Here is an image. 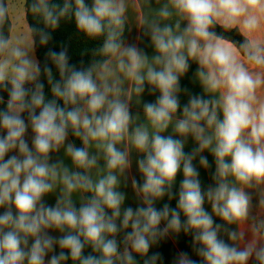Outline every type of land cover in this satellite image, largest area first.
Here are the masks:
<instances>
[{
  "label": "clouds",
  "instance_id": "obj_1",
  "mask_svg": "<svg viewBox=\"0 0 264 264\" xmlns=\"http://www.w3.org/2000/svg\"><path fill=\"white\" fill-rule=\"evenodd\" d=\"M156 3L33 0L30 11L45 27L16 33L9 25L5 34L11 7L0 0V264H138L136 256L162 264L161 253L150 250L181 232L192 236L200 264H264V219L253 214L250 194L259 193L264 209V0ZM130 4L149 10L138 20L151 56L125 39ZM65 19L87 38H102L87 66L71 63L65 47L49 48L43 61L36 55L37 38L48 45L45 29ZM217 26L243 41L218 34ZM193 63L201 95L181 86ZM146 89L159 95L143 102L138 123L131 105L141 104ZM189 137L196 146L186 152ZM61 150L71 166L52 161ZM133 151L142 154V182L129 175ZM204 152L215 162L206 189L194 164L211 167ZM129 181L141 202L135 208L124 207L120 190ZM49 195L54 206L45 202ZM165 196H178L175 208L155 206ZM172 264L197 261L180 251Z\"/></svg>",
  "mask_w": 264,
  "mask_h": 264
},
{
  "label": "crops",
  "instance_id": "obj_2",
  "mask_svg": "<svg viewBox=\"0 0 264 264\" xmlns=\"http://www.w3.org/2000/svg\"><path fill=\"white\" fill-rule=\"evenodd\" d=\"M163 2H164V0H161V3H163ZM151 6H152V8L159 7V5L156 3V0H151ZM148 11L149 10L147 7L137 8V7H134L130 4L128 12H127L128 36H127L126 41L129 43H133V42L138 43L139 46L142 47L144 49V51L149 56H151L154 54V50L150 46V44H151L150 38H148L146 36H142V29L139 26V20H138V17H139L141 12H143L144 14H148ZM9 21H10L11 28L16 33L24 32L29 27L28 23L26 21V16H25V3H24V11L20 12V11H17V9H16V12H15V10L13 8H11V11L9 14ZM137 37H141V39L137 40ZM196 69H197V65L195 63H193L191 65L189 73L184 78H182L181 86H182V88H187L191 94L201 95L202 89L200 88L199 84L194 81V74L196 72ZM158 95H159V93H155V94L150 95L146 89L145 93L143 94V96L141 98V104L140 105H137L135 103V100H133L132 105H131V111H132L133 116H136V115L140 116V120L138 121V123L144 122L143 102H155ZM180 100H181V105L183 106L184 104L187 103L188 96L182 94L180 96ZM164 134L165 135L171 134V128H169V130ZM30 136H31V132L29 130V138H30ZM69 142H71L70 138H69ZM195 146L196 145H195L194 141L192 140L191 137H189L187 144L185 146V151L190 152ZM202 155H204L208 158L211 167L209 169L201 168L199 163H198V159H197V161H194V164L196 165V167L199 170L202 187L204 189H206L208 186L214 185V181L212 179V176H213V173L215 171V162H214L213 156L209 152H204V153H202ZM138 158H142V154L133 151L131 154V159H132L133 163H132V168L130 170L129 175L135 176L138 181L142 182V177L139 174L137 166H136V160ZM56 160H64L65 164L71 166L70 160H68L67 158L64 157L63 150H61L60 153L53 154L52 161L55 162ZM101 164H103V161H101ZM182 179H183V174L181 172L177 175L176 182L173 186V192L174 193H178L180 182L182 181ZM120 190L126 194V200H125L124 207L131 206V207L135 208V207L140 205L141 202H140L139 198L133 192V190L131 188L130 181L127 183V186H125L122 183ZM261 191H264V186H262ZM250 194L253 197V214L259 215L261 219H264V209L258 208L259 193L256 192L255 190H253L250 192ZM74 195L77 198L79 196V194H74ZM55 199H56L55 195H49V196L45 197V202L50 206H54L55 205ZM177 200H178V196L173 198L171 201H169L167 196H165L163 198V200L156 202L155 206L159 209V208H162L165 203H168V204H170V206L172 208H175L176 204H177ZM76 206L79 207V201L78 200L76 201ZM204 207L207 211H209L211 213V205L207 201L205 202ZM3 211H4V209L0 208V213H2ZM181 218H182V220L184 219L183 216ZM213 218H214V221L216 224H222V225L224 224V222L219 217L214 216ZM224 226L228 227L230 230H236V225H231V226L224 225ZM244 227H245V240L247 241L248 239L251 238V234H250V232L247 231V226H244ZM50 234L53 236H57V237L60 235V233H58V232H50ZM221 238L224 239L226 243H231V241H229V239H228L227 234L224 233L223 231L221 232ZM119 239H122V234L120 237H118V240ZM121 247H122V245H121ZM180 251L188 252L189 255L197 261V264H200V258L195 254L193 247H192V236L190 234L186 235L183 232H181L179 235H172V236H169L168 238L162 240L158 245L154 246L150 250L149 254H151L152 252H159V253H161L162 258H163L162 264H172V261L175 258L176 254ZM56 252L57 253L59 252V248L56 249ZM91 252H92L91 248L85 249V255H88ZM136 259L138 261V264H143V258L136 256ZM252 261L253 260H250L249 264H251ZM68 264H72V262L68 261Z\"/></svg>",
  "mask_w": 264,
  "mask_h": 264
},
{
  "label": "trees",
  "instance_id": "obj_3",
  "mask_svg": "<svg viewBox=\"0 0 264 264\" xmlns=\"http://www.w3.org/2000/svg\"><path fill=\"white\" fill-rule=\"evenodd\" d=\"M32 2L33 0H25V16L28 26L44 28L45 26L41 18L38 15H34L30 11V5ZM87 2L90 3L91 0H87ZM52 3L60 4L62 6L63 0H52ZM9 25L10 21H8V23L4 26L5 34L8 33ZM45 30L50 33L52 40L46 46H39L37 38L36 55L39 59H41V61H43L45 53L48 51L49 48L59 51L61 47H65L67 48L71 63H74L79 67L81 61H83L84 66H87L93 58L94 52L102 44V38L92 40L87 38L84 34L80 33L75 26L74 20H62L60 26L55 31H52L51 29ZM215 30L218 34H223L227 38L232 39L236 42L243 41V37H241L235 30L231 32H224V30L221 29L219 26H217ZM127 36L128 26L126 25L125 39H127ZM45 91L46 94L49 95V98H51L50 93L48 92L47 85ZM5 99H7L6 94ZM3 107H5V105H0V108ZM69 138L72 143L76 144L77 147H82V143L80 140L72 137L71 135L69 136ZM251 264H254V261H252Z\"/></svg>",
  "mask_w": 264,
  "mask_h": 264
},
{
  "label": "rangeland",
  "instance_id": "obj_4",
  "mask_svg": "<svg viewBox=\"0 0 264 264\" xmlns=\"http://www.w3.org/2000/svg\"><path fill=\"white\" fill-rule=\"evenodd\" d=\"M8 3L10 4V7L13 8L16 12L17 11H24V3L25 0H8ZM15 14V13H14Z\"/></svg>",
  "mask_w": 264,
  "mask_h": 264
}]
</instances>
